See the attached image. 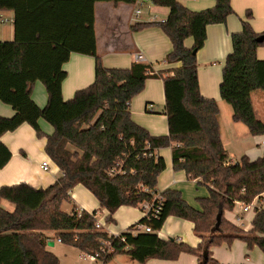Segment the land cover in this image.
Wrapping results in <instances>:
<instances>
[{"label": "trees", "instance_id": "obj_1", "mask_svg": "<svg viewBox=\"0 0 264 264\" xmlns=\"http://www.w3.org/2000/svg\"><path fill=\"white\" fill-rule=\"evenodd\" d=\"M137 0H0V12L13 13V40L0 41V102L14 115L0 117V136L29 125L37 137L46 138L45 154L57 166L61 177L45 189L28 184L0 187V264H59L47 251L53 231L64 245L105 263L124 254L140 264L148 260L175 261L185 253L197 264H216L210 248L233 240L247 248L257 246L264 254V208L254 210L250 229L243 231L231 223L226 213L235 202L250 203L264 192V153L250 160L242 156L231 162L219 131L215 100L199 92L196 53L206 40V28L225 23L234 14L230 0H215L213 7L193 12L178 0H148L168 9L166 20L156 23L171 43L164 61L179 67L154 72L145 63L128 68H106L96 52L94 4L133 5ZM245 12L241 30L231 35L232 51L222 70L219 94L230 106L232 120L242 123L251 136L264 135V123L255 116L251 94L264 90V60L256 51L264 45V32L256 33ZM153 25V24H152ZM149 26L135 24L132 31ZM192 39L187 48L185 41ZM195 51V54H193ZM72 53L95 60L94 80L64 101L61 84L66 77L63 65ZM161 77L164 86V114L168 135L153 136L137 125L130 114V102L145 81ZM45 88L47 102L38 107L31 98L33 84ZM39 120L53 132L44 135ZM172 147L174 170L207 189L198 198L199 208L185 201L177 190L158 193V176L165 170L161 148ZM11 157L0 142V169ZM80 185L108 212L106 223L120 207L150 203L155 211L118 236L95 229V212L61 210L69 192ZM146 188L148 192H144ZM159 194L161 200H155ZM5 202L12 209L3 207ZM221 222L215 229L216 215ZM176 217L193 224L200 239L191 247L175 239H161L158 231L165 220ZM146 225L151 233L131 234L136 225Z\"/></svg>", "mask_w": 264, "mask_h": 264}, {"label": "crops", "instance_id": "obj_2", "mask_svg": "<svg viewBox=\"0 0 264 264\" xmlns=\"http://www.w3.org/2000/svg\"><path fill=\"white\" fill-rule=\"evenodd\" d=\"M193 12H199L214 6L215 0H178ZM234 14L229 16L225 23L210 25L206 28V40L204 46L196 53L197 79L200 94L207 99H213L218 106V123L220 139L228 156L232 153L234 160L238 161L242 156L250 160L261 157L264 153V135L251 136L247 128L239 122L231 121L238 129L226 127L223 131L219 121L221 102L219 86L222 77L226 57L232 51L231 35L240 32L241 21L245 19V12L251 11L250 24L256 33L264 32V0H230ZM137 5L145 8L138 17L134 10ZM168 9L153 5L148 0H137L133 5H113L110 2H97L94 4V33L96 38V52L101 63L106 68H128L135 62L134 55L141 54L145 64L152 67L154 72L168 71L179 67V64H168L164 61L171 51V43L162 30L155 25L166 20ZM134 22V23H133ZM149 24L144 28L132 31L135 24ZM153 24V25H152ZM13 40V13L0 12V41ZM190 39L185 41L189 47ZM192 40V39H191ZM192 46V45H191ZM259 60H264V45L256 51ZM95 60L91 56L72 53L69 60L63 65L66 77L61 84V94L64 101L73 97L76 91L86 88L94 80ZM147 79L143 90L130 102L131 119L139 126L148 130L153 136H167V117L164 114V86L163 79ZM33 102L43 108L47 102L45 88L41 82L33 84L31 92ZM255 116L264 123V90H258L250 96ZM158 107L159 111L155 110ZM14 115L13 109L0 102V117L10 118ZM41 132L51 135L53 128L43 120L38 122ZM224 133V136H223ZM225 137V139H224ZM0 142L10 151L11 157L4 167L0 169V187L13 186L25 183L36 189H45L61 177L57 166L45 154L46 138H39L35 131L27 124L19 126L12 132L0 136ZM226 143V144H225ZM156 155L163 158L165 170L158 176L155 190L161 193L167 189L177 190L185 201L206 197L202 191H198L196 180H189L183 171H176L172 165V147L161 148ZM233 159V158H232ZM48 163V170L43 171L41 164ZM195 199V200H194ZM4 203V202H3ZM3 205L12 209L11 205ZM71 205L75 211L96 213V221L101 225L100 231L109 235H119L142 218V208L120 207L112 215L113 222L106 223L108 212L99 206L97 199L80 185L75 186L69 192V201L62 202ZM190 205L191 202H188ZM7 204V203H6ZM197 208V207H196ZM65 212V211H63ZM250 221L252 217L245 216ZM229 221L232 215L227 216ZM107 224L109 226L107 227ZM114 224L115 226L113 227ZM235 224V223H234ZM236 225V224H235ZM250 229V225L247 230ZM45 234L52 240V246L47 251L53 253L59 264H72L71 258L76 257L79 264H96L84 257L77 249L58 243L55 232L48 231ZM161 239H175L184 242L191 247H196L200 239L193 232V224L173 216L168 217L161 230L158 231ZM211 258L216 264H264V254L257 247L250 249L246 244L235 239L230 244L223 243L210 248ZM101 264H140L131 257L118 254L109 261ZM144 264H197L196 257L182 253L175 261L148 260Z\"/></svg>", "mask_w": 264, "mask_h": 264}, {"label": "built area", "instance_id": "obj_3", "mask_svg": "<svg viewBox=\"0 0 264 264\" xmlns=\"http://www.w3.org/2000/svg\"><path fill=\"white\" fill-rule=\"evenodd\" d=\"M140 13H141L140 5H137L135 10H134L135 17H138ZM134 59H135V62H138V63H144L145 62V59H144L143 55H141V54H135L134 55ZM40 167H41V169L43 171H47L49 166H48L47 162H43ZM143 191L144 192H148V190L146 188H144ZM154 198H155V200H158V201L161 200V197H159V194L155 195ZM263 199H264V192H262L261 194L255 196L250 203H242V202L236 201L235 202V206H237L238 211H237V213L235 212L236 214H235V216L233 218L234 223L237 226H240V227L242 225H244L245 224V220H246L245 216L247 214H249L251 212H254V210H260V209L264 208ZM139 206L142 208V213H143L142 215L145 216V217L152 210L157 212V210L154 209L153 205L148 203V202L147 203L144 202V203H142ZM76 212L78 213V215H80V213L82 211H76ZM94 218L96 219V213L94 215ZM95 229L96 230H100L101 229V225L97 221L95 223ZM130 232H131L132 235H136L138 233H151V229L148 226H146V225L138 224ZM109 236H118V235H109ZM57 242L60 243V240L58 239ZM85 257H86L87 260H89L91 262H95L96 264H101L102 263L101 261H98L95 256L85 255Z\"/></svg>", "mask_w": 264, "mask_h": 264}, {"label": "rangeland", "instance_id": "obj_4", "mask_svg": "<svg viewBox=\"0 0 264 264\" xmlns=\"http://www.w3.org/2000/svg\"><path fill=\"white\" fill-rule=\"evenodd\" d=\"M145 8H141V10L143 11ZM134 23V22H133ZM188 41H190V45H189V47H191V45H192V40L190 39V40H188ZM151 79H160L159 77H157V78H151ZM155 110L156 111H159V110H161V109H159L158 107H155ZM219 121H220V123H221V127H222V129H223V131H224V129L227 127L228 129H229V125H230V127L232 128V129H238L237 127H242L243 129H245V127L242 125V124H238L239 126H235L234 124H233V122L231 121V111H230V108H229V106L225 103V102H221V106H220V115H219ZM229 124V125H228ZM223 136H224V133H223ZM224 139H225V137H224ZM226 144V143H225ZM233 158V159H232ZM229 160L231 161V162H236V160H234V157H233V155H232V153H230V157H229ZM197 189H198V191H202L204 194H206V191H207V189L205 188V187H202V186H197ZM208 193V192H207ZM262 199V198H261ZM193 199H189V201L188 202H191V204H193V201H192ZM195 200V199H194ZM263 201H264V199H263ZM187 202V203H188ZM195 205L193 204V205H191V206H193V207H197V208H199V203H198V199H196L195 200ZM5 206L6 205H8V204H6L5 202L3 203ZM189 204V203H188ZM70 208H71V205L70 204H68V203H63V205H62V211H67V212H69V210H70ZM237 211H238V208H237V206H235L234 208H233V210L231 211V212H228V213H226V217L227 216H231L232 215V219L234 218V216H235V214L237 213ZM236 212V213H235ZM250 214V216L252 217L253 216V212H251V213H249ZM249 214H247V215H249ZM231 223H233L234 224V221L233 220H231ZM110 225H113V227L115 226L114 224H110ZM250 224H249V220H245V224L244 225H242L241 227L240 226H237L239 229H241V230H243L244 232L245 231H247V227L249 226ZM109 226V224H107V227ZM85 257V256H84ZM76 257H72L71 258V261H72V264H79L78 262H76Z\"/></svg>", "mask_w": 264, "mask_h": 264}, {"label": "water", "instance_id": "obj_5", "mask_svg": "<svg viewBox=\"0 0 264 264\" xmlns=\"http://www.w3.org/2000/svg\"><path fill=\"white\" fill-rule=\"evenodd\" d=\"M193 54H195V51H193ZM221 222V212H218V214L216 215V223H215V229L219 228ZM52 242L49 243V246H52Z\"/></svg>", "mask_w": 264, "mask_h": 264}]
</instances>
